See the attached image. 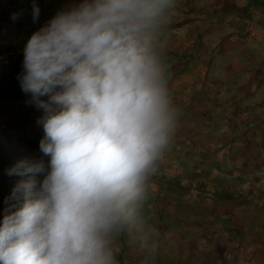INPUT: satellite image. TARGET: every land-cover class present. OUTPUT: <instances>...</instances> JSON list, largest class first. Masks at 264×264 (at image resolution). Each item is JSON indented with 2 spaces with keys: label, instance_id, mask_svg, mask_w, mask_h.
I'll return each mask as SVG.
<instances>
[{
  "label": "clouds",
  "instance_id": "clouds-1",
  "mask_svg": "<svg viewBox=\"0 0 264 264\" xmlns=\"http://www.w3.org/2000/svg\"><path fill=\"white\" fill-rule=\"evenodd\" d=\"M22 1L15 30L44 22L43 1ZM175 8L67 0L28 39L18 79L42 111L41 155L8 170L20 179L0 219V264H116L113 237L147 202L179 124L166 61Z\"/></svg>",
  "mask_w": 264,
  "mask_h": 264
},
{
  "label": "crops",
  "instance_id": "crops-1",
  "mask_svg": "<svg viewBox=\"0 0 264 264\" xmlns=\"http://www.w3.org/2000/svg\"><path fill=\"white\" fill-rule=\"evenodd\" d=\"M3 1L0 57H8L0 65L22 66L28 39L67 0H40L44 22L20 31L13 27V4ZM201 1H176L166 27L168 87L179 124L140 209L148 210L140 221L151 227L154 243L146 247L142 233L131 234L127 240L136 247L124 249L119 241L116 264H160V236L163 245L184 236L201 263L226 244L244 243L252 257L264 255V19H257L264 14ZM6 104L14 107L0 112V119L13 117L9 135L39 143L42 111L32 103Z\"/></svg>",
  "mask_w": 264,
  "mask_h": 264
},
{
  "label": "trees",
  "instance_id": "trees-1",
  "mask_svg": "<svg viewBox=\"0 0 264 264\" xmlns=\"http://www.w3.org/2000/svg\"><path fill=\"white\" fill-rule=\"evenodd\" d=\"M22 0H10L9 3L15 5L17 2H21ZM182 3V0H176ZM22 2H25L23 0ZM252 4H258L259 7L264 8V0H251V2L247 5L248 8ZM16 23H19L17 20ZM19 29V28H17ZM20 31V30H17ZM8 71L4 73L2 72L0 75V105L4 104L5 102H12V101H22L25 103H31L30 94H25L20 87L19 82V75L22 73V66L15 65V64H8ZM20 137V141H22L26 147H32L36 150L39 149V143L27 139L25 137ZM15 140V137L5 133L4 131L0 132V219H2L1 213V206L6 201L8 197H10L12 190L14 189L16 183L19 181L20 177L16 175H8V170L13 168L19 161L22 159L20 158H11L6 156L5 149L2 146H8V144H12V141ZM16 142V141H14ZM26 157H24L25 159ZM148 210H140L137 217L127 224L120 232L119 241L122 242L124 245L123 248L127 249L128 247V238L130 237L131 233H128V229L130 225H141L142 226V234L145 237L143 240V244L146 247H151L153 245V240H149V235L151 232L150 226L146 227L144 224L141 223L142 216H144ZM141 220V221H140ZM166 229L169 226L165 227ZM183 241L169 243V241L165 242L166 247L168 246L169 250H164L163 245V238L160 236L157 243L158 250L156 253L157 261L160 264H245V259L249 262H252L253 257L249 254V252L245 249L244 243L240 244V247L233 248V245L226 244L222 246V251H218L215 249L210 250L206 253L205 259L206 262L201 263L199 254L193 255L192 251L186 248L185 244V237L183 236ZM212 244V243H211ZM213 244H219L218 242H214Z\"/></svg>",
  "mask_w": 264,
  "mask_h": 264
},
{
  "label": "rangeland",
  "instance_id": "rangeland-1",
  "mask_svg": "<svg viewBox=\"0 0 264 264\" xmlns=\"http://www.w3.org/2000/svg\"><path fill=\"white\" fill-rule=\"evenodd\" d=\"M5 1H7V0H5ZM195 1H197V0H195ZM199 1H201V0H199ZM212 1L213 0H204V1H201V2L205 3V5H207L210 2H212ZM250 2H251V0H222L220 4L223 5V6H230L231 5V7L234 8V9H242V8L244 9L246 7V5H248ZM2 3L6 4V2H4L3 0H0V5ZM178 3H180V1H177V4ZM3 8H4L3 6L0 7L1 10H3ZM248 9L251 10V11H255L256 12L255 16H257L259 14L260 15L264 14V8L263 7H259L258 4H252L250 6V8H248ZM0 15H1V13H0ZM257 19L261 20V19H264V17L260 16ZM233 21H235V20H233ZM1 50H3L2 47H0V53H2ZM6 56L8 57V54H6ZM6 56L0 57V59H2L0 61L4 62L5 59H6ZM3 62H2V64H3ZM11 63H13V62H11ZM6 66L7 65H5V64L0 65V75H1L2 72L4 73V70L9 69V68H6ZM8 103H10V102H8ZM7 109L12 111V110H14V107L11 106V105H7L6 102L4 104L0 105V112L5 111ZM1 122H3V123L5 122L6 124H9V123H12L14 121H13V117H11V116H1V119H0V132L4 131L6 129V128H4L2 126ZM29 124H31V123H29ZM7 126L8 125H6V127ZM20 131H22V130H20ZM14 141H16V142H14ZM14 141H12V144H8V146H6V147L2 146V148L5 149V151H6V154H7L6 156H9V157L15 158V159L16 158H20L22 160H25V159H30V158H33V157H39L41 155L40 152H39V149L36 150L35 148H32V147H26L25 144L22 141H20V137L19 136L15 137ZM24 157H26V158L24 159ZM5 207H6V203L4 202L2 204V206H1V213L2 214H3V209ZM129 232L133 236H136L137 233H141L142 232V226L141 225H135V226L134 225H130L129 229H128V233ZM118 233L115 234L114 237H113V247H114V249H120V246H118V245H120L119 238H118L120 236V234H118ZM136 244H137V241L134 240V239H131L130 241H128V246L127 247L131 249V248L136 247ZM244 261H245V264H264V255L261 256V257H257V256L253 257L252 262H249L247 259H245ZM256 261H258V262H256Z\"/></svg>",
  "mask_w": 264,
  "mask_h": 264
}]
</instances>
